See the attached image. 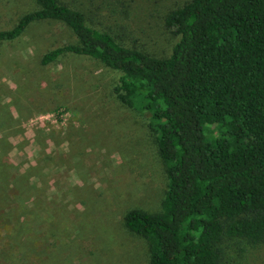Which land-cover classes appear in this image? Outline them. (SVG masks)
<instances>
[{"label": "rangeland", "instance_id": "374dc122", "mask_svg": "<svg viewBox=\"0 0 264 264\" xmlns=\"http://www.w3.org/2000/svg\"><path fill=\"white\" fill-rule=\"evenodd\" d=\"M189 1L96 0L98 25L166 58L179 38L164 19ZM37 8L0 0V31ZM75 41L65 26L43 21L0 44V177L11 184L26 175L22 190L31 195L25 219L0 220V264H149L147 242L123 217L160 212L167 190L151 113L122 105L113 91L120 73L97 60L69 54L41 65L46 52ZM224 247L225 264H264V243Z\"/></svg>", "mask_w": 264, "mask_h": 264}, {"label": "trees", "instance_id": "16d2710c", "mask_svg": "<svg viewBox=\"0 0 264 264\" xmlns=\"http://www.w3.org/2000/svg\"><path fill=\"white\" fill-rule=\"evenodd\" d=\"M95 1L34 0L38 8L0 31V44L34 23H59L76 41L46 52L42 66L69 54L97 60L120 73L113 91L122 105L151 113L167 190L160 212L123 217L147 242L149 264H225L227 243L263 244L264 0H190L164 19L179 38L166 58L99 27ZM21 176L0 177V220L27 217Z\"/></svg>", "mask_w": 264, "mask_h": 264}]
</instances>
